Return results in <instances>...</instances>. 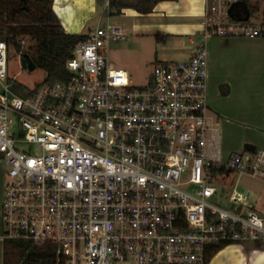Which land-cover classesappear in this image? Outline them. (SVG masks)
Returning <instances> with one entry per match:
<instances>
[{
	"label": "built area",
	"instance_id": "obj_1",
	"mask_svg": "<svg viewBox=\"0 0 264 264\" xmlns=\"http://www.w3.org/2000/svg\"><path fill=\"white\" fill-rule=\"evenodd\" d=\"M238 1L206 0L186 59L156 61L141 86L110 66V42L128 35L109 0L65 78L13 81L0 39L1 238L29 244L16 264H204L208 246L264 243L257 195L239 189L242 177L264 184V148L224 155L207 96L208 39L264 38V9L238 17ZM46 245V260L29 257Z\"/></svg>",
	"mask_w": 264,
	"mask_h": 264
},
{
	"label": "crops",
	"instance_id": "obj_2",
	"mask_svg": "<svg viewBox=\"0 0 264 264\" xmlns=\"http://www.w3.org/2000/svg\"><path fill=\"white\" fill-rule=\"evenodd\" d=\"M105 1L53 0V10L66 33L87 34L94 28L90 27L89 23L97 22V25L104 18L106 19L104 17L106 13L103 11ZM205 3L206 0H160L150 13H139L132 8H124L117 14H109V19L116 18L115 23L120 24L126 33L131 32L145 37L147 41L154 44L153 63L181 61L188 56L191 41L200 37ZM258 4V0H239L235 7L236 16L243 15L247 10L259 12ZM213 39H233L241 45L238 55L239 72L221 79L220 84L215 80L211 82V74H209V61H211L209 42ZM207 49V96L210 112L219 121L223 140L225 128L242 126L244 130L242 133L244 138L241 141L239 136L235 139L237 141L235 147L238 149L231 150L227 154L241 151L246 148V145L264 148V38L212 37L207 41ZM125 70L128 72L127 69ZM220 87L223 88L221 92L218 90ZM231 93L237 95L234 100L240 103V109H237V112L228 110L235 120H229L227 117L220 119L219 114L224 112L227 115L228 113L222 107L218 110L214 108L219 107L217 99H230ZM1 187L3 184L0 189ZM250 189L255 191L257 201L260 196L258 191ZM2 194L3 192L0 193V203ZM3 249L4 241L0 234V264H3ZM205 264H264V243L257 245L256 241H243L228 244L218 250Z\"/></svg>",
	"mask_w": 264,
	"mask_h": 264
},
{
	"label": "rangeland",
	"instance_id": "obj_3",
	"mask_svg": "<svg viewBox=\"0 0 264 264\" xmlns=\"http://www.w3.org/2000/svg\"><path fill=\"white\" fill-rule=\"evenodd\" d=\"M259 4L258 7L260 10L264 9V1L258 0ZM106 17V14L104 15ZM111 21L116 22V18H110ZM105 21V18L102 22ZM97 22L89 23L90 27H95ZM128 38L123 41H115L110 42L108 47V55H109V63L111 67H122L128 70L130 75V82L133 86H141L147 84L149 79L152 76L153 71V56L155 55V48L154 44L150 41H147L145 37H140L137 35L128 32ZM216 38V37H213ZM216 40L213 39L209 42V56H211V61H209V74H211V82L216 81V83L220 84V80L228 75H235L238 73L240 69V62H239V49L241 47L240 43L235 40ZM24 49H28V46H31V49L34 53H37V46L36 44L25 38L24 39ZM232 73V74H230ZM8 74L13 81L19 82L28 88H33L39 83H41L46 76V72L41 69L35 67L33 70H28L23 68L20 62V55L16 52L14 47H10L8 50ZM213 76V79H212ZM208 79V78H207ZM213 80V81H212ZM217 85V84H216ZM222 87L218 90L221 92ZM219 92V93H220ZM222 96L223 94L220 93ZM232 97L230 99H217L219 102V107H214L217 110L222 107L224 111L228 113H221L219 114L220 119L223 117H227L229 120L235 118L231 116L230 110L233 112H237V109H240V103H237L234 100L237 95L235 93H231ZM229 110V111H228ZM236 115V114H235ZM237 122V121H235ZM220 126V125H219ZM242 126L236 127L231 126L229 128H225L223 130L225 134V138L223 140L222 137V150L223 154L227 155V153L231 150L238 149L235 147L236 144V137L239 136L240 141L244 138L242 134L244 130L241 128ZM221 136H222V128L220 127ZM5 172H6V165L3 161H0V182L1 185L4 183L5 179ZM237 179V175L233 172H229L228 174V184L233 185ZM0 185V186H1ZM221 187L220 185H218ZM252 188L258 191L259 198L254 203L253 207L251 208L253 211L257 213H261L264 218V184L257 180L252 179L249 177H242L241 184L239 189L243 188ZM228 191V190H227ZM3 192V187L0 189V193ZM3 195V194H2ZM218 203L224 207L232 208V205L223 199H219ZM259 213V214H260ZM2 234L3 225L0 223ZM13 241L15 243H25L28 244L27 241L24 240H16V239H7V242ZM8 257L13 261H19L21 256L24 254L26 250V246L21 247H14L11 243H7L6 246Z\"/></svg>",
	"mask_w": 264,
	"mask_h": 264
},
{
	"label": "trees",
	"instance_id": "obj_4",
	"mask_svg": "<svg viewBox=\"0 0 264 264\" xmlns=\"http://www.w3.org/2000/svg\"><path fill=\"white\" fill-rule=\"evenodd\" d=\"M160 0H109V14H117L124 8H132L139 13H150ZM87 34L66 33L53 10V0H0V39L14 47L18 54L27 53L37 68L46 72L45 80L62 79L67 76L66 61L71 57L73 47L83 41ZM29 39L37 46L34 53L31 46L24 49L17 42ZM19 88H23L18 84ZM257 245L263 242L256 241ZM7 243L15 248L29 247V244L4 240L3 264H16L8 257ZM228 244L207 247L204 264L221 248ZM51 245L31 247L29 257L36 261L49 257Z\"/></svg>",
	"mask_w": 264,
	"mask_h": 264
},
{
	"label": "water",
	"instance_id": "obj_5",
	"mask_svg": "<svg viewBox=\"0 0 264 264\" xmlns=\"http://www.w3.org/2000/svg\"><path fill=\"white\" fill-rule=\"evenodd\" d=\"M236 5H237V3L233 4L230 9H232ZM246 18H247V16L244 17V19H246ZM20 62H21L22 67L26 68L28 70H33L36 67L35 63L31 60V58L29 57V55L27 53H23L20 56ZM246 148L252 149L253 146L246 145Z\"/></svg>",
	"mask_w": 264,
	"mask_h": 264
}]
</instances>
